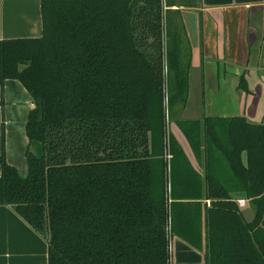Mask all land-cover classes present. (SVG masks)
<instances>
[{"label":"trees","instance_id":"trees-1","mask_svg":"<svg viewBox=\"0 0 264 264\" xmlns=\"http://www.w3.org/2000/svg\"><path fill=\"white\" fill-rule=\"evenodd\" d=\"M165 5L42 0L41 37L0 41V83L18 79L35 103L27 175L0 154V204L48 239L49 264H171V237L204 245L205 264H264V123L175 119L196 168L167 132L191 50Z\"/></svg>","mask_w":264,"mask_h":264},{"label":"crops","instance_id":"crops-1","mask_svg":"<svg viewBox=\"0 0 264 264\" xmlns=\"http://www.w3.org/2000/svg\"><path fill=\"white\" fill-rule=\"evenodd\" d=\"M169 1L174 5H165L166 20L168 10L181 19L191 50L189 96L180 118L244 115L264 123V0ZM42 35V0H0V41ZM240 75L248 92L238 86ZM34 106L21 81L0 83V154L4 149L7 162L22 176L28 173L26 123ZM174 121L169 129L203 170ZM170 246L171 264H205L204 251L181 238L172 237ZM48 252V239L11 205L0 204V264H49Z\"/></svg>","mask_w":264,"mask_h":264},{"label":"rangeland","instance_id":"rangeland-1","mask_svg":"<svg viewBox=\"0 0 264 264\" xmlns=\"http://www.w3.org/2000/svg\"><path fill=\"white\" fill-rule=\"evenodd\" d=\"M163 1H165V0H163ZM165 91H166V93L168 95V81H167V78H166V81H165ZM165 105H166V110H167V121H168V129H167V132L169 133L170 132V129L169 128H170V125H171L172 121H174L175 119L181 117V110H182V108L184 106H182V104H175L174 107H173V109H169L170 107L168 105V97L165 98ZM187 147H188V145H187ZM242 213H243L244 218L246 220H250L252 218V216H253V213H254L253 206H251L250 204H246V206L242 209ZM171 239H172V237H171ZM201 250L204 251V245H203V247H202Z\"/></svg>","mask_w":264,"mask_h":264},{"label":"built area","instance_id":"built-area-1","mask_svg":"<svg viewBox=\"0 0 264 264\" xmlns=\"http://www.w3.org/2000/svg\"><path fill=\"white\" fill-rule=\"evenodd\" d=\"M164 44H165V42H164ZM171 154L170 153H168L167 154V158L168 159H170L171 158ZM236 202H237V205L240 207V208H242V207H244L245 205H246V200L244 199V198H237L236 199ZM210 203V201L208 200V204ZM170 250H171V246H170Z\"/></svg>","mask_w":264,"mask_h":264},{"label":"water","instance_id":"water-1","mask_svg":"<svg viewBox=\"0 0 264 264\" xmlns=\"http://www.w3.org/2000/svg\"><path fill=\"white\" fill-rule=\"evenodd\" d=\"M232 116H238V115H232Z\"/></svg>","mask_w":264,"mask_h":264}]
</instances>
